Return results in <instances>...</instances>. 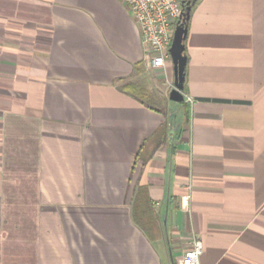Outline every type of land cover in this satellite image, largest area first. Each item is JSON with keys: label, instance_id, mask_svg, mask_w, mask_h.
I'll use <instances>...</instances> for the list:
<instances>
[{"label": "crops", "instance_id": "1", "mask_svg": "<svg viewBox=\"0 0 264 264\" xmlns=\"http://www.w3.org/2000/svg\"><path fill=\"white\" fill-rule=\"evenodd\" d=\"M182 1L180 102L123 0H0V264H264V0Z\"/></svg>", "mask_w": 264, "mask_h": 264}, {"label": "built area", "instance_id": "2", "mask_svg": "<svg viewBox=\"0 0 264 264\" xmlns=\"http://www.w3.org/2000/svg\"><path fill=\"white\" fill-rule=\"evenodd\" d=\"M134 13L142 42L151 58L152 67L166 65L172 59L171 47L178 22L185 11L182 0H123ZM181 205H189V197L181 199ZM204 242L196 238L183 255L182 264H201Z\"/></svg>", "mask_w": 264, "mask_h": 264}, {"label": "water", "instance_id": "3", "mask_svg": "<svg viewBox=\"0 0 264 264\" xmlns=\"http://www.w3.org/2000/svg\"><path fill=\"white\" fill-rule=\"evenodd\" d=\"M191 9V3L187 2L183 16L176 26L172 47L170 49L175 70V83L174 88L171 91V99L180 102L184 101L185 98L183 94L185 89L187 68L185 40L188 34L186 22L190 18Z\"/></svg>", "mask_w": 264, "mask_h": 264}, {"label": "trees", "instance_id": "4", "mask_svg": "<svg viewBox=\"0 0 264 264\" xmlns=\"http://www.w3.org/2000/svg\"><path fill=\"white\" fill-rule=\"evenodd\" d=\"M186 25H187V27H188V25H189V20L186 22Z\"/></svg>", "mask_w": 264, "mask_h": 264}]
</instances>
